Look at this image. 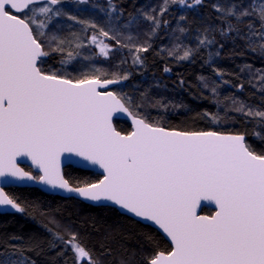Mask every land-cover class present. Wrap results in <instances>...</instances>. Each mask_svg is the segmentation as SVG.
Segmentation results:
<instances>
[{"label":"snow or ice","instance_id":"obj_1","mask_svg":"<svg viewBox=\"0 0 264 264\" xmlns=\"http://www.w3.org/2000/svg\"><path fill=\"white\" fill-rule=\"evenodd\" d=\"M78 2L87 4L88 0ZM37 3L0 0V178L36 180L86 200L110 201L152 222L166 234L172 247L167 253L158 251L148 264H264V153L253 151L243 134L165 129L136 111L141 104L113 91L98 90L127 80L126 74L114 73L113 78L102 80L85 73L73 79L47 71L42 58L50 51L40 38L53 16L67 15L69 20L94 29L97 25L77 20L63 7H56L62 0H45L38 8ZM194 3L199 5L202 0ZM109 5L115 11L111 0ZM215 7L225 21L235 18L236 25L226 24L228 31L236 32L250 50L259 49L264 56V3L257 8L252 0L247 8L234 4L223 11L220 5ZM37 13L44 19L38 21ZM245 17H254L258 25L248 21L247 33L242 35L238 25L245 23ZM146 19L158 23L151 16ZM99 35L116 39L103 29ZM221 35H226L223 29ZM91 40L99 47V54L107 57L109 45L99 42L96 35ZM199 43L213 41L205 37ZM64 44L53 35L48 48L64 53ZM83 46L75 44L76 48ZM122 46L135 47L134 63L141 62L138 53L148 51L145 46ZM77 55L68 50L61 64L70 63ZM191 55L192 50L185 49L177 59L186 60ZM260 79L264 81V75ZM236 110L264 122L262 110L245 111L243 105ZM116 113L131 117L133 131L122 135L113 127ZM65 152L98 166L103 179L70 186L59 170L60 156ZM17 157H29L42 174L34 177L24 171L17 165ZM202 201L215 205L213 215L197 213ZM0 206L24 211L2 189ZM69 236L67 240L57 238L65 250L75 254L76 264H97L76 234ZM15 255V251L0 252V264H24L14 259Z\"/></svg>","mask_w":264,"mask_h":264},{"label":"trees","instance_id":"obj_2","mask_svg":"<svg viewBox=\"0 0 264 264\" xmlns=\"http://www.w3.org/2000/svg\"><path fill=\"white\" fill-rule=\"evenodd\" d=\"M251 2L202 0L201 4L189 7L190 4H180L179 0H111L116 27L123 36L133 37L128 44L145 46L148 51L138 53L139 63L133 62L134 50L129 53L117 50L115 56L110 52L92 64L93 70L80 73L98 75L102 80L113 78L114 73L126 74L128 79L112 91L141 104L136 111L149 122L170 130L243 134L253 151L264 153V122L236 110L243 105L245 111L248 108L264 111V81L260 79L264 75V56L259 49L250 50L247 41L236 32H229L226 24L236 25L235 18L228 17L225 21L215 7L220 5L222 11L234 4L247 8ZM108 4L109 1H99L96 5L101 13ZM74 16L81 21L89 16L93 19L91 23L97 25L83 32L87 39L99 36V30L107 26L102 24L106 18L102 14ZM147 16L158 23L146 19ZM243 19L245 23L238 25L242 35L247 33L248 21L258 25L254 17ZM75 24L79 31L66 30L63 20L50 25L47 35L51 32L50 36L63 37L69 47L63 46L64 53L55 52L43 58L47 71L52 65L54 70L59 68L61 56L68 50L77 51L73 46L75 36L80 38L83 33L79 28L85 27L76 20ZM127 26L130 29H124ZM137 27L141 32L146 30L145 33L138 36ZM222 29L226 35H221ZM205 37L213 43L200 45V39ZM55 43L52 42L53 46ZM185 49L192 50L190 58L177 59ZM82 74L73 75L74 79ZM116 128L125 134L131 132L127 121H116ZM65 176L74 187L101 179L95 172L74 167H67ZM5 191L24 211L0 214V252L15 251L33 264H76L75 254L65 250L57 238L67 240L70 233L76 234L97 264H148L158 251L171 250L169 242L156 229L114 208L48 195L38 188L11 187ZM203 213L211 215L213 211L205 208Z\"/></svg>","mask_w":264,"mask_h":264},{"label":"rangeland","instance_id":"obj_3","mask_svg":"<svg viewBox=\"0 0 264 264\" xmlns=\"http://www.w3.org/2000/svg\"><path fill=\"white\" fill-rule=\"evenodd\" d=\"M99 1H101V2L107 1L108 2L109 0H88L87 4H80L78 2V0H62V5H58L56 7H63L65 13H67L68 15H72V16H74L77 13H86L87 16L89 14L95 15L96 13H98V16L100 14H102L104 17H106V18H103L102 24L107 25L105 28H103V30L108 31L112 35H115L116 39H118L122 42L121 44H117L116 39L109 40L103 36L97 35L99 42H101L103 44H107L111 48V51H110L112 53L111 56H115V52L117 50H119V51L121 50L124 53H126V52L129 53V51H133V50L135 51L134 47H123L122 46L123 44H128V41H131L133 39V37L127 36V35L123 36L124 35L123 32L118 30V27H116L117 23L115 22V16H116L115 13L116 12L113 11L112 7H110L109 4H108V6L105 7V11H102L100 13V10H98L97 5H96ZM185 1H186L185 3L190 4L191 7L197 6L194 3V0H185ZM255 2H256L257 8H259V5L264 3V0H255ZM40 6H43V3L36 5L37 8ZM68 10H70L71 12L69 13ZM49 15H51V13ZM36 18L38 21L44 19L43 15H41L39 13H37ZM62 20H63V24H66V26H67L66 30L74 29L75 32L79 31L76 29L77 25L75 24V20H69L67 18V15H63V16H59V17L53 16L52 21L50 23H48L47 28L44 30L45 36L40 38L41 42L43 44L46 43V38L49 41L50 38L52 37V36H50L51 32L49 33V35H47L48 31L50 29V25L54 22L62 21ZM92 20L93 19H90L89 16L88 17L85 16V18L82 21H86L88 23H91ZM101 22H102V20H101ZM80 25L85 27V28H83V27L79 28L82 30V33L90 28V27H88V25L86 23H81ZM132 27H134V26L132 25ZM33 28L35 31L36 30L35 26H33ZM144 28L146 29L145 24H144ZM124 29H130V27L127 26ZM137 29H138V36H141L140 34L145 33V31H146V30H143L141 32V28L139 29L138 27H137ZM88 32H89V30H88ZM129 37H131V39H129ZM121 38H123L124 41ZM60 39L65 41V39L63 37H61ZM75 39H76V41L73 44L74 47H75L76 43H82L84 45L83 47H80V48L75 47L77 50L75 52L79 53V55H77L76 58L74 60H72L70 63L62 65L60 62L59 68H56L55 70H54L53 65H52L50 70H49L50 72H55V74H57V75L69 76L70 78L74 79V76L76 74H82V73H80V71L85 72V71H91V69L93 70L92 64H95L96 62L99 61V59H101L103 57V55L99 54V47L97 46V44H94L92 42V40H89V39H91V37H89L87 39V37L83 33V35L80 38L79 37L77 38L75 36ZM52 42H55V41H52ZM68 44L69 43L67 41H65V44L63 46L69 47ZM128 45H130V44H128ZM46 50L50 51L49 56H52L55 54V52H51V50L48 48L47 43H46ZM109 53H108V55H109ZM62 57L66 58V55L63 54L61 56V59H62ZM45 58H47V57H45ZM103 58H105V57H103ZM14 259L22 260V261H24V264H33L26 257H24L20 254H17V253L14 256Z\"/></svg>","mask_w":264,"mask_h":264},{"label":"water","instance_id":"obj_4","mask_svg":"<svg viewBox=\"0 0 264 264\" xmlns=\"http://www.w3.org/2000/svg\"><path fill=\"white\" fill-rule=\"evenodd\" d=\"M43 2H45V0H38L37 4H41ZM12 11L15 13V10H12ZM15 14L20 16V14H22V13H15ZM116 85L117 84L108 85L107 88H101V89H98V90L102 91V92L112 91V88L115 87ZM116 121H127L129 123L130 127H131V131H133L132 119H131V117L127 116L126 114L116 113V114L113 115L112 124H113V127L117 130ZM165 129H167V128H165ZM168 130H170V129H168ZM117 131H119V130H117ZM218 133H220V132H218ZM121 134L124 135L125 133L121 132ZM220 134H223V135H236V133H220ZM245 141H246V138H245ZM16 162H17V165L19 167H21L24 171H26L24 169V167H29L33 172H35V173H37L39 175L42 174V173L39 172V170L36 168V166L32 163V160L29 157H17ZM67 167H74V168H78V169H82V170H86V171H92V172H95V173L99 174L101 176V179H103V170L100 169L98 166H93V165L89 164L88 162L84 161L83 159L75 156L74 154L65 152V153L61 154L60 163H59L60 174L65 179H66L65 169ZM69 185L72 186L70 184V182H69ZM10 187H15V188H38L40 191H42V192H44V193H46L48 195H55V196L66 197V198L73 197V198H76V199L86 203V204H89V205H92V206H95V207H111V208H114L119 213H121L123 215H126L128 217H131L134 220H136V221H138V222H140V223H142L144 225H148V226H151L152 228L156 229L169 242V244L171 245L170 239L166 236V234L163 233V231L161 229H159L158 226L154 225L150 221H144V220H142L139 217H135L133 214L128 213L126 210L121 209L118 205H115V204L111 203L110 201L95 202V201L86 200L83 197L79 196L75 192H71L70 193V192H67L66 190L61 189V188H52L51 186H49L47 184L39 183L36 180H32V181L23 180L22 181V180H18L16 178H13V177H8V176L0 178V189H2L7 194L5 189L10 188ZM72 187H74V186H72ZM205 208L210 209L211 211H213V213L211 215H213L215 210H216L214 204L209 203L207 201H202L201 202V206L199 208H197V213L199 215H208V214L203 213V210ZM9 213H20V212H17L15 209L11 208L10 206H0V214H9ZM171 247H172V245H171Z\"/></svg>","mask_w":264,"mask_h":264},{"label":"flooded vegetation","instance_id":"obj_5","mask_svg":"<svg viewBox=\"0 0 264 264\" xmlns=\"http://www.w3.org/2000/svg\"><path fill=\"white\" fill-rule=\"evenodd\" d=\"M24 169H25L27 172L31 173L34 177L39 176V174L33 172L29 167H24Z\"/></svg>","mask_w":264,"mask_h":264}]
</instances>
